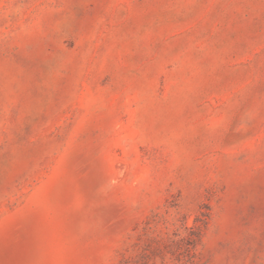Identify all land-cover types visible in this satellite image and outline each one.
I'll use <instances>...</instances> for the list:
<instances>
[{
    "label": "rangeland",
    "instance_id": "1",
    "mask_svg": "<svg viewBox=\"0 0 264 264\" xmlns=\"http://www.w3.org/2000/svg\"><path fill=\"white\" fill-rule=\"evenodd\" d=\"M197 223L195 264H264V0H0V264Z\"/></svg>",
    "mask_w": 264,
    "mask_h": 264
},
{
    "label": "trees",
    "instance_id": "2",
    "mask_svg": "<svg viewBox=\"0 0 264 264\" xmlns=\"http://www.w3.org/2000/svg\"><path fill=\"white\" fill-rule=\"evenodd\" d=\"M202 226L197 223L193 227L183 225L177 232L173 233V237L168 233L166 238L168 244L165 249L174 256V264H195L197 258V245L202 239ZM164 245V244H163ZM164 252H162L161 255ZM129 264L128 261H126Z\"/></svg>",
    "mask_w": 264,
    "mask_h": 264
}]
</instances>
